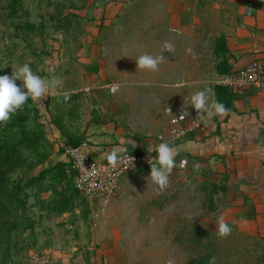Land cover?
Wrapping results in <instances>:
<instances>
[{
	"label": "rangeland",
	"instance_id": "374dc122",
	"mask_svg": "<svg viewBox=\"0 0 264 264\" xmlns=\"http://www.w3.org/2000/svg\"><path fill=\"white\" fill-rule=\"evenodd\" d=\"M88 3L87 0H0V76H11L14 67L30 58L33 71L39 75L51 77L54 74L68 80L44 100L34 101L41 109L51 142L42 148L48 156L46 163L39 164L26 155L8 165H0V175L10 180L9 189L22 186L21 180L38 175L44 168L58 162L69 163L67 139L51 124L46 103L62 92L83 90L81 78L88 71L86 65H78L77 54L83 50L78 44L91 36L86 28L90 19L74 15L77 11L85 14ZM27 23L37 24V29L34 32L22 29ZM127 53L118 60V66L127 69L132 79L150 73L138 69L133 48ZM213 79L218 81L214 85L221 80L216 75ZM16 83L23 89V81L17 80ZM109 83L101 90L94 88L92 82L86 86V93L76 103L80 118L73 120L74 125H80L82 130L86 128L93 110L97 113L94 106L99 105V100L114 95L111 86L115 84ZM213 84L207 88L210 95ZM179 114L181 112L173 113L170 119ZM103 115L104 121L110 123L131 117L126 110ZM217 123V116L212 117L206 123L205 136L191 135L188 139L196 147L197 144L208 146L206 142L217 133ZM209 146L215 148L216 144ZM211 156L224 157L219 154ZM188 157L185 154L176 157L171 186L167 190H158L148 180L150 176L139 180L140 175L136 174L139 191L121 192L117 196H123L118 202L123 208L116 206L113 210L112 204L117 197L109 206L93 204L87 221L82 218L78 207L65 214L49 212L48 206L57 199L50 184L39 190L18 189L15 196H0V235L7 231L9 234V238H0V264H190L194 257L207 253L216 257L217 264H261L264 238L252 224L256 209L250 211L251 203L244 198L242 190L230 187L232 178L227 172L218 173L212 163L211 167L204 168L203 164L207 163L204 158L189 161ZM185 159L186 165L181 167ZM196 163L200 164L199 171L193 167ZM67 181L68 177L59 188H65ZM241 182L237 185L240 186ZM212 184L226 186V190L215 193ZM231 184H235L233 180ZM210 199L214 201V211ZM237 203L241 206L238 207ZM221 214L233 228L226 239L216 235V220Z\"/></svg>",
	"mask_w": 264,
	"mask_h": 264
},
{
	"label": "crops",
	"instance_id": "0c3cea01",
	"mask_svg": "<svg viewBox=\"0 0 264 264\" xmlns=\"http://www.w3.org/2000/svg\"><path fill=\"white\" fill-rule=\"evenodd\" d=\"M87 1L90 3L86 8L90 11L85 8V14L75 12V16L90 19L86 28L94 37H87L78 44L83 48L82 52L79 50L81 54H77L78 65H86L88 71L81 78L84 84L81 89L86 93L84 89L90 82L98 90L107 82L119 86L114 95L99 100V105L94 106L99 121H87L85 128L90 155L98 162L108 161L113 153L117 156L156 147V136L167 128L173 113L195 109L185 100L218 82L213 79L215 75L218 79L224 78L216 72L218 60L213 55L218 36L226 38L227 61L233 72L253 61L264 63V0ZM130 48L135 50L136 56L144 52L163 54L166 62L160 65L158 72L150 71L139 79L137 76L132 79L127 69L118 66V60L126 57ZM188 48L196 54L195 59L186 52ZM215 85L211 88V97L216 101ZM66 92L75 91L58 95ZM234 94L235 112L217 116L215 130L220 124L219 132L206 142L208 146L216 144L215 148L206 144L196 147L191 139L174 147L177 156L185 154L189 161L204 158L207 162L204 168L211 167L212 163L215 171L231 176L230 187L242 190L244 198L251 203L250 211L256 209L252 224L264 238V90L245 88ZM121 110H126L131 117L118 123L104 121L103 113L112 115ZM212 151L224 157H213ZM147 172L151 171L145 167L123 177L121 192L139 191L136 174L142 180L150 176ZM240 180L243 182L239 186ZM122 198L117 197L113 210L116 206L123 208L118 203Z\"/></svg>",
	"mask_w": 264,
	"mask_h": 264
},
{
	"label": "trees",
	"instance_id": "16d2710c",
	"mask_svg": "<svg viewBox=\"0 0 264 264\" xmlns=\"http://www.w3.org/2000/svg\"><path fill=\"white\" fill-rule=\"evenodd\" d=\"M75 17V15H74ZM63 21V20H61ZM67 22L66 20H64ZM37 24L27 23L22 29L28 32H34L37 29ZM227 43L223 35L218 36L214 42L213 55L217 58L216 72L222 77L231 74L232 66L227 61ZM216 101L222 102L228 108V114L235 112L233 108V100L235 97L234 90L225 87L221 84H216L214 87ZM70 99L67 102L63 101V95H57L55 98L46 103L47 113L50 117V122L54 125L59 133L64 135L67 139L66 146H77L85 141L86 129H80V125H74L73 120L80 118L79 108L77 102L84 96V91L68 92ZM41 114L34 101L29 98L24 107L18 110L11 120L5 125L0 124V165H8L19 157L29 155L33 157L39 164H45L48 156L42 152V148L51 145L47 137L45 123L42 121ZM98 113L92 112V117L88 123L98 122ZM220 124H218L217 132H219ZM140 153V152H135ZM151 171V166L146 167ZM69 173V175H68ZM3 176V175H0ZM75 172L72 170L70 164L65 162H58L53 166L44 168L38 175L32 176L26 181L21 180L17 188L9 189V178L3 176L0 178V196L13 195L18 189H32L39 190L47 184L52 185L53 193L57 197L53 204L48 206V210L55 214H65L76 207L79 208L82 218L87 221L91 215L92 203L83 196L75 186ZM68 177L67 186L59 188L60 183ZM214 192H223L226 186H216L212 184ZM10 190L12 192H10ZM211 209L214 211V201L210 199ZM8 237V231L0 238ZM214 255L207 253L194 257L190 264H208L209 259ZM261 264H264V254L261 257Z\"/></svg>",
	"mask_w": 264,
	"mask_h": 264
},
{
	"label": "built area",
	"instance_id": "2783aa9c",
	"mask_svg": "<svg viewBox=\"0 0 264 264\" xmlns=\"http://www.w3.org/2000/svg\"><path fill=\"white\" fill-rule=\"evenodd\" d=\"M248 14L251 15L252 12L249 11ZM218 84L234 91L249 87L264 90V63L253 61L222 78ZM118 90V85L111 86L112 93ZM180 115L173 116L167 128L156 136L158 145L166 141L174 146L185 141L191 135L205 136L207 134L208 125L206 126L203 121L196 120L198 119L197 112H190V115L183 120L179 119ZM155 149L156 147L150 146L144 152L119 154L112 162L110 160L98 162L90 155L87 142L83 141L77 146L67 147L66 157L76 174L75 186L80 193L92 204L109 206L121 192L123 177L151 166L150 160L152 159V162L155 163L157 156ZM185 165L186 163H181V167H185Z\"/></svg>",
	"mask_w": 264,
	"mask_h": 264
},
{
	"label": "clouds",
	"instance_id": "9594fccd",
	"mask_svg": "<svg viewBox=\"0 0 264 264\" xmlns=\"http://www.w3.org/2000/svg\"><path fill=\"white\" fill-rule=\"evenodd\" d=\"M188 54H191L193 58H196V54L191 48L186 49ZM136 64L138 69L158 72L160 65L166 62L165 56L153 55L144 52L137 56ZM31 59L29 58L25 63L19 67L13 68V74L0 76V124H7L13 115L21 110L26 102L31 98L33 101H42L47 97L51 91L59 89L63 80L61 77L52 75L51 77H43L37 72H34L31 67ZM23 81V89L17 85L16 81ZM70 99L69 93H64L63 101L67 102ZM185 103H189L193 106L197 113L198 119L207 123L214 116H223L229 110L222 102L212 99L208 89H202L193 93L189 100ZM171 112V110L169 109ZM188 111L183 110L179 119L183 120L186 116H189ZM157 156L155 157V163L153 159L150 160L151 172L150 179L160 191L167 190L171 186V174L176 167V156L178 155L177 149L170 145L168 142H162L156 146L155 149ZM115 153L109 156L110 162L116 160ZM186 163V161L181 162ZM194 169L199 171L200 164L193 165ZM194 217H190L193 219ZM216 235L221 239H226L232 234L233 228L229 225L226 217L221 214L216 220ZM208 264H217L216 257H211Z\"/></svg>",
	"mask_w": 264,
	"mask_h": 264
}]
</instances>
